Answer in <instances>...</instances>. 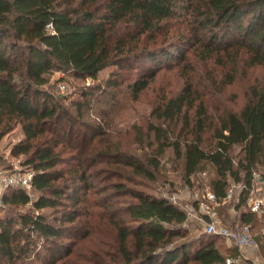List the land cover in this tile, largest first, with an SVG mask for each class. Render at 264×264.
Here are the masks:
<instances>
[{
  "label": "trees",
  "instance_id": "16d2710c",
  "mask_svg": "<svg viewBox=\"0 0 264 264\" xmlns=\"http://www.w3.org/2000/svg\"><path fill=\"white\" fill-rule=\"evenodd\" d=\"M178 18L190 24L191 46L198 43L209 53L242 50L248 67L264 65V0H0V141L21 127L24 138L10 155L24 156L23 165L32 173L30 193L37 194L31 199L20 187L5 192L3 205H29L30 210L0 216V264H57L75 254V238L90 236L104 246L101 254L110 264H226L240 254L235 246L220 251L214 240L218 236L209 234L200 243L174 245L185 236L175 226L186 221V213L162 196L112 183L113 193L93 202L100 208L96 214L88 211L86 197L95 190L90 180L97 178L96 163L118 164L152 181L160 158L171 149L182 161L187 183L210 166L217 202L225 199L233 182L242 186L237 208H244L255 185L264 187V177H254L264 161V84L250 88L239 111L218 116L210 150L201 147V119L190 139H181L169 126L192 102L188 90L160 103L152 111L157 123L148 127L154 147L144 158L110 147L98 150L93 142L102 137L99 125L86 123L82 135L73 130L88 103L73 104L74 118L42 89L53 71L95 78L109 67L131 74L145 60L177 59L183 52L168 39L170 22ZM155 74V68L142 72L130 83L133 94L144 90ZM118 80L113 74L105 90L121 86ZM235 147L240 149L238 159L232 155ZM67 149L69 157L64 156ZM120 194L134 202L117 208L113 199ZM262 218L242 211L240 225L252 231V223Z\"/></svg>",
  "mask_w": 264,
  "mask_h": 264
},
{
  "label": "rangeland",
  "instance_id": "374dc122",
  "mask_svg": "<svg viewBox=\"0 0 264 264\" xmlns=\"http://www.w3.org/2000/svg\"><path fill=\"white\" fill-rule=\"evenodd\" d=\"M170 26L168 42H174L176 47L183 52L177 59H160L159 62L145 60L136 66L138 72L131 74L125 71L117 73L116 67H109L95 78L60 71H53L47 75L48 82L42 89L52 94L62 107L72 113L74 118L77 116L73 104L88 103L85 106L86 109L83 110L82 121L76 119L73 123V130L80 131L82 135L87 131L86 123L99 125L103 132L102 137L96 138L93 142V144L96 143L98 150L110 147L140 158L151 154L154 147L153 133L148 127L150 124L157 123L152 116L153 109L184 89L190 93L192 102L183 109L182 116L169 126L175 134L181 136V139H190L192 134L198 130L196 129L198 128L197 122L201 119V147L204 150H210L214 145L212 127L218 116L226 111H239L246 103L250 88L264 84V65L248 67L245 62L246 55L242 54V50L238 53L234 52L235 50L209 53L198 43L193 46L189 44L190 24L187 21L174 19L170 22ZM198 35L202 39L205 34L199 32ZM152 68L156 71L153 80L135 96L131 91L130 83L140 79L142 72ZM113 74L120 77L118 81L122 85L115 90H105V83ZM231 76L232 82L228 83ZM84 94L89 96L83 99ZM163 125L166 127L167 123ZM23 138L24 135L19 125L2 138L0 141V171H30L23 165L24 156L10 155L12 147ZM65 151L64 156L69 157V150ZM232 155L235 159L241 157L240 149L235 147ZM159 161V168L152 181L134 175L130 169L118 164L96 163L99 169L95 173L97 178L93 177L90 180L95 190L89 191L86 197L90 203L89 206L86 204L88 211L95 212V214L99 212L100 208L94 206V203L100 202L106 195L113 193L110 188L112 183L121 182L130 189L162 196L172 203L173 198H176L175 205L181 210L185 213L193 212L191 216L187 215L186 221L181 226H175L180 228L185 236L182 239H176L174 245L182 241L200 243L203 236L207 235L206 227L212 219L228 228L241 224V212L245 209L237 208L242 190L240 184L229 183L227 192L233 191L229 201L211 203L206 197V194L211 192V180L214 177L210 166H204V169L193 175L190 183H187L183 176L182 161L174 158L171 149H167ZM70 163L71 161L68 162L67 167L73 165ZM254 174L255 181L259 176L264 177V161L263 164L260 163L257 166ZM103 187L106 192H97ZM36 196V193H30L31 199ZM113 200L116 207L120 209L127 203L134 202V199L124 194H120ZM1 208L4 211L0 210V216L6 213H25L30 210L29 205L14 208L3 205ZM44 212L51 213L49 210ZM97 220L98 218L94 217L92 221L96 228H99L96 224ZM251 227L257 248L242 250L240 264H264V218L257 219ZM77 239L72 241V244L75 243V246L72 245L75 254H70L57 264H70L65 263L66 260H71L73 264H95L96 261L98 264H110L103 253L101 254L104 246L98 245L93 236ZM214 240L222 252L229 247H234L224 237H216Z\"/></svg>",
  "mask_w": 264,
  "mask_h": 264
},
{
  "label": "built area",
  "instance_id": "2783aa9c",
  "mask_svg": "<svg viewBox=\"0 0 264 264\" xmlns=\"http://www.w3.org/2000/svg\"><path fill=\"white\" fill-rule=\"evenodd\" d=\"M31 180V171H0V208L3 207L4 194L10 187H20L30 193ZM232 192V190H229L225 199L221 202L225 203L226 201H229L232 198ZM206 197L211 203H217V198L212 191L208 192ZM175 200L176 198H173L174 204H176ZM244 209L245 212L254 213L258 217L264 215V187L262 185H255ZM192 213L193 212L187 211L186 217L187 215L191 216ZM206 232L209 235L226 238L240 251V254L236 258L227 259L226 264H240L242 250L257 248V243L252 236V231L249 225L244 224L238 225L234 228H228L212 219L206 227Z\"/></svg>",
  "mask_w": 264,
  "mask_h": 264
},
{
  "label": "crops",
  "instance_id": "0c3cea01",
  "mask_svg": "<svg viewBox=\"0 0 264 264\" xmlns=\"http://www.w3.org/2000/svg\"><path fill=\"white\" fill-rule=\"evenodd\" d=\"M231 244V243H230ZM243 251H241V253H242Z\"/></svg>",
  "mask_w": 264,
  "mask_h": 264
}]
</instances>
